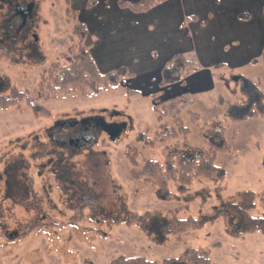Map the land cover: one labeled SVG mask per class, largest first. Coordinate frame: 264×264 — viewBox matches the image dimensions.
Returning <instances> with one entry per match:
<instances>
[{"label": "rangeland", "instance_id": "1", "mask_svg": "<svg viewBox=\"0 0 264 264\" xmlns=\"http://www.w3.org/2000/svg\"><path fill=\"white\" fill-rule=\"evenodd\" d=\"M30 1L39 12L28 39L15 44L0 40V53L4 51L0 91L5 93L16 87L36 96L43 72L62 62L61 56L78 42L74 30L80 24L83 3L111 8L117 3ZM180 4L199 19L187 23L188 41L175 29V54L182 51L187 58L197 60L200 68L190 74L188 84L169 86V92L164 89L160 100L192 94L189 109L198 113V121L194 122L187 111L182 117L190 128L187 139L193 146L205 145V140L211 138L208 133L215 134L205 124L224 121L225 137L216 149V164L225 172L223 184L196 181L190 192L193 200L178 194L175 188L176 198L163 201L153 187L131 176L127 147L135 145L140 133L152 134L157 128L149 95L159 88V68L170 52L166 46L150 42L151 33L139 40L134 36L130 52L127 49L124 54L123 48L117 49L112 52L116 57L108 52L113 49L107 43L98 53L99 69L107 73L121 63L132 74L115 88L94 98L60 97L49 101L44 104L51 112L49 118H37L25 104L20 109H0V264H110L119 256H144L161 264L181 256L189 247L205 250L212 264H264V233L235 235V223L226 210L229 204L239 203L244 192L252 191L257 194V206L251 213L264 218V117L241 118L249 111V107H241L248 99L262 100L264 105V61H250L260 57V38L252 25L260 24L264 32V0H180ZM175 7L181 9L177 4ZM241 11L250 13L248 23L237 18ZM209 13L210 23L200 24ZM150 17L171 24L165 15ZM170 24L167 37L173 28ZM152 29L156 38V23ZM2 33L0 26V39ZM214 34L219 35L218 40ZM209 76L210 81L205 79ZM123 82L138 94H126ZM227 114L231 119L226 120ZM93 115H102L107 121H125L128 128L115 140L99 136L97 144L65 157L69 167L57 168L53 175L55 167L51 164H56L60 152H53L51 158L42 157L56 146L51 144L46 129L57 120ZM181 141L178 137L157 142L153 149L144 148L142 156L162 159L169 153V146ZM19 156L25 160L14 176L21 184L13 183L9 189L6 166ZM60 172H64L63 182ZM177 208L179 219L202 216L203 227L166 238L159 230L166 226L162 217ZM146 212L160 213L161 217L149 218L143 227L140 223L128 225L133 213Z\"/></svg>", "mask_w": 264, "mask_h": 264}, {"label": "trees", "instance_id": "2", "mask_svg": "<svg viewBox=\"0 0 264 264\" xmlns=\"http://www.w3.org/2000/svg\"><path fill=\"white\" fill-rule=\"evenodd\" d=\"M166 1L168 0H117V6L140 14L150 11ZM74 34L77 35L78 42L69 48L67 54L61 56L62 62L52 64L43 72L38 85V94L31 96L29 92H24L16 87H11L8 93L0 91V109L10 107L20 109V106L25 104L37 118H49L51 112L44 105L45 103L60 97L94 98L107 89L115 88L120 81L132 75L124 65H119L115 70L107 73L102 72L85 45L86 27L81 23L78 24L75 27ZM3 53H0V59L3 57ZM259 59L264 61V50ZM199 68L197 60L187 58L184 54L174 55L163 65L159 88L149 95L153 100V111L158 122L157 128L152 134L148 132L140 133L136 138L135 145H129L125 154L132 165L131 176L134 179L143 180L153 187L157 197L163 201H171L176 198L175 188L178 190V194L193 200L194 196L190 192L194 182L205 180L221 185L225 179L223 168L216 164L217 143L225 137L226 126L224 121L217 119L205 124V128L212 129L215 134L212 136L211 133H208L207 137L211 138L205 140V145L193 146L187 139L190 128L185 124L182 117L183 111H187L194 122L198 121V113L189 109L193 102L192 96L188 93H181L166 100H160L161 93L165 88L175 84L184 85L190 74L198 71ZM123 83L126 94L129 96L138 94L137 91L130 89L127 83ZM246 106L249 107V111L243 114L241 117L243 120L258 115L264 117L262 100L252 101L248 99L241 105L244 108ZM229 117L230 115L227 114L226 120L231 119ZM178 137H181L182 141L169 146L167 148L169 153L165 154L162 159L143 158L142 151L144 148L153 149L157 142ZM202 137H204L203 134ZM138 145L141 147H138ZM227 147L229 145H226ZM53 152L54 149L45 153L42 157L51 158ZM24 160L23 157L19 156L14 162L6 166L5 183L9 189L12 188L13 183H17L18 186L21 184L20 180H16L14 174L19 168H23ZM64 160L65 157H61L56 164H51V166L68 168L69 166L66 165L68 163ZM60 176L61 182H63L65 179L64 172ZM66 178L69 180L68 176ZM256 198V193L247 191L242 194L239 203L229 204L226 207L230 219L235 223L232 230L235 235L243 236L254 232L264 233V218L255 217L251 213L257 206ZM178 211L179 208L174 209L162 217L166 221V226L159 228V230L166 238L176 234L180 237L186 232L199 230L203 227L202 216H188L185 219H179L177 216ZM155 216L161 217L160 213L156 212H146L142 215L133 213L128 225L132 227L135 223H140L143 227L144 222L149 218L154 219ZM110 264L159 263L148 260L144 256H119ZM161 264H212V262L207 252L202 248L189 247L181 256L166 259Z\"/></svg>", "mask_w": 264, "mask_h": 264}, {"label": "crops", "instance_id": "3", "mask_svg": "<svg viewBox=\"0 0 264 264\" xmlns=\"http://www.w3.org/2000/svg\"><path fill=\"white\" fill-rule=\"evenodd\" d=\"M182 1H185V0H182ZM93 4H96V0H93ZM175 4L179 5L181 9L176 8ZM90 5L91 4L88 5V3L85 4L84 2L83 8L79 10L80 23L83 24L87 29L85 45L89 49L90 53L92 54L98 67L100 66V64L98 63L99 62L98 53L102 51V47L106 46L107 43H108V47L113 49L108 52L112 53L117 49L123 48L124 54H126L128 47L129 46L132 47V41H134V36H136V40H139V39H143V36L147 37L148 34L151 33L148 36V39L151 40L150 42L156 41L157 46L159 45L161 47L166 46V48L169 50L168 53L170 52L168 58H166L167 60H165L164 63L159 68L161 71L163 65L171 57L176 55L175 54V29L183 37V40L188 41L190 40L189 39L190 37H189V32L186 31L187 23L192 21L193 22L192 24H194L195 22L197 23L199 19L194 13L192 15H189L190 12L184 11L183 5L180 4V0H168L165 3L155 6L150 11L146 13H140V14L133 13L128 9H121L117 6V3L112 8L109 6H105L101 3H98V5L94 7H90ZM156 13L161 14V17L165 15L167 18H170L171 24L167 23L166 25L165 22L164 23L161 22V18L158 21V17H154V18L150 17L152 14H156ZM207 17L208 18H203V20L201 19L200 24L205 23L206 25L210 23V20L212 19L211 18L212 14L209 13ZM250 17H251L250 13H247L244 11L237 13V18L241 19L243 22L248 23L250 21ZM155 23L157 24V29L155 31L157 35L156 38L152 34L154 32L153 31L154 29H152V26L155 25ZM169 24L173 28L171 29L169 37H167V33L169 31L168 29ZM252 27H255L253 31L256 32L258 39L260 38V48H259L260 55L259 56L261 57L262 52L264 50V32H263L262 27H260V24L252 25ZM214 35H215L216 40H218L219 35L218 34H214ZM89 40H91L90 43H88ZM130 50L131 49H128V52H130ZM149 52L153 53V51H149ZM112 54L116 57L114 53ZM177 54H183V52L180 51V52H177ZM259 58L255 57L250 61L253 63L255 62L257 63L260 61ZM119 65L126 66V64L117 63V66ZM205 79L208 81L211 80L210 76L205 77ZM190 80L192 79L187 78L185 84H188ZM202 84H206V82H203ZM209 86L211 87L210 84ZM169 88L170 87L165 88V91L169 92L168 91L170 90ZM190 95L192 96V94Z\"/></svg>", "mask_w": 264, "mask_h": 264}, {"label": "flooded vegetation", "instance_id": "4", "mask_svg": "<svg viewBox=\"0 0 264 264\" xmlns=\"http://www.w3.org/2000/svg\"><path fill=\"white\" fill-rule=\"evenodd\" d=\"M0 5L2 6L0 26L3 28L2 35H4L0 40L8 39L9 44H15L16 41L28 39L27 36L39 12L38 6L30 0H0ZM113 120L114 118L112 121H107L102 115H93L81 119L65 118L55 121L46 129V135L50 138L51 144L56 145L54 153L60 152L56 154L58 156L56 160L84 152L85 149L97 144L99 136L110 137L105 129L120 130L122 133L128 128L125 121ZM49 162L52 163V161ZM56 169L54 168V175L57 173Z\"/></svg>", "mask_w": 264, "mask_h": 264}, {"label": "water", "instance_id": "5", "mask_svg": "<svg viewBox=\"0 0 264 264\" xmlns=\"http://www.w3.org/2000/svg\"><path fill=\"white\" fill-rule=\"evenodd\" d=\"M14 27V25H13ZM86 121V120H85ZM87 123V122H85ZM105 131L107 132V134L111 137L112 140H115L116 138H118L119 134L121 133L120 130H108V129H105ZM91 142V141H90Z\"/></svg>", "mask_w": 264, "mask_h": 264}]
</instances>
